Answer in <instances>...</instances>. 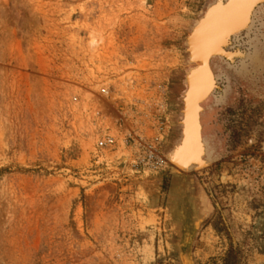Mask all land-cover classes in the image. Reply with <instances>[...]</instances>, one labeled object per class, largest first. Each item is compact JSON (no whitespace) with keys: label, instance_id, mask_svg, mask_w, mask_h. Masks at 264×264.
<instances>
[{"label":"rangeland","instance_id":"obj_1","mask_svg":"<svg viewBox=\"0 0 264 264\" xmlns=\"http://www.w3.org/2000/svg\"><path fill=\"white\" fill-rule=\"evenodd\" d=\"M225 1L0 0V264H264V3L209 60L203 166L168 160Z\"/></svg>","mask_w":264,"mask_h":264},{"label":"water","instance_id":"obj_2","mask_svg":"<svg viewBox=\"0 0 264 264\" xmlns=\"http://www.w3.org/2000/svg\"><path fill=\"white\" fill-rule=\"evenodd\" d=\"M264 0H227L224 5L218 11H208L204 17L201 19L199 24L195 26L192 30L191 34L187 39V54L189 61L194 64H200L201 66L194 68L191 73L189 74L187 81H186V91L184 94L183 99V112H182V138L180 144L174 149L177 151V158L180 156V161L175 160L172 164L181 169L187 170L190 167L199 168L203 166V162L201 160V133H200V126L198 124V104L202 103L205 98L211 93L208 91L207 93L201 94L198 99L195 100L194 96V87L196 84V75L201 70L208 68V72L210 76H212L211 72L209 71L208 63L209 60L213 56H224V47L227 45L229 39L233 37L235 34H239L247 29L249 25V17L251 13L257 8L259 5L263 4ZM244 5L247 7V16L245 21H243L240 25H235L231 27L228 31H223V34L220 36V32L217 35H214L211 38L210 34L208 33V29L212 21L214 19H218L219 17H227L229 11L232 8H237L239 5ZM219 11H221L219 13ZM219 13V15H217ZM217 17V18H216ZM208 28V29H207ZM223 39V43L220 44L218 48H213L209 46L202 45L201 39L208 40V44L213 42V39L217 38V41H220L221 38ZM197 50L202 51L201 53L197 52ZM192 108V113H191ZM190 145L195 147L194 153H190ZM200 155V157H199Z\"/></svg>","mask_w":264,"mask_h":264},{"label":"bare ground","instance_id":"obj_3","mask_svg":"<svg viewBox=\"0 0 264 264\" xmlns=\"http://www.w3.org/2000/svg\"><path fill=\"white\" fill-rule=\"evenodd\" d=\"M223 5H224V3H222V5H220V6H218L219 7L218 9H215L214 7H213L214 8L213 9V8L210 7L211 9L209 11H215L216 12ZM220 12L221 11H219V13ZM219 13L217 15H219ZM253 14H254V11L251 13V16L249 17V20H248L249 25L252 23ZM246 16H247V7H245L243 4L239 5L237 8H232L229 11V14L227 15V17H225V18L219 17L218 19H214L212 21V24L210 26H208L209 29L207 28L208 29V33L210 34L211 38H213L214 35H217L218 32L221 31V33H220V36H221V34H223V31H228L231 27H233V26H235L237 24L240 25L243 21H245ZM249 25L247 26V28H249ZM235 36H237V34L233 35V38ZM220 38H221L220 41H217V38L213 39V42L211 44H208L209 42H208V40H204L205 38L203 40L201 39V42L203 43L202 45L205 44L204 46H209V47L211 46L213 48H215V47L218 48L220 46V44H222L224 42L223 41L224 38L223 39H222V37H220ZM197 52L201 53L202 51L197 50ZM226 56H227V58H230V59L232 57V55L230 53L226 54ZM231 60H229L230 61L229 63H231ZM199 66H201V65L197 64V67H199ZM208 67H209V71L211 72L209 63H208ZM190 73H188V76H189ZM211 74H212V72H211ZM188 76H187V78H188ZM215 86H216V80H215L213 74H212V76H210V74L208 72V68H207V70H206V68L201 69L196 75V84H195L194 91H193L194 92V96H195L194 97L195 100L198 99L199 96H201V94H204V92L207 93L208 91H211V93H212L213 90L215 89ZM209 95H208V97H209ZM200 104L201 103L198 104V110H197L198 115L197 116H198V124L200 126V133H201L200 114H201L202 108H201ZM190 111H191V113L193 112L192 108H191ZM194 151H195V147L190 145V153H194ZM205 152H206L205 151V144H204V142L202 141V138H201V155L202 154L205 155ZM176 153H177V151H174V149L169 153L168 160L171 163L175 160V158H176V161H178V160L180 161L181 158H180V156H179V158H177L176 157L177 156ZM199 157H200V155H199ZM190 168H194V167H190Z\"/></svg>","mask_w":264,"mask_h":264},{"label":"built area","instance_id":"obj_4","mask_svg":"<svg viewBox=\"0 0 264 264\" xmlns=\"http://www.w3.org/2000/svg\"><path fill=\"white\" fill-rule=\"evenodd\" d=\"M100 145H102V144H100Z\"/></svg>","mask_w":264,"mask_h":264}]
</instances>
